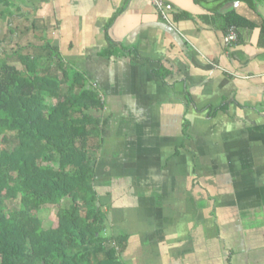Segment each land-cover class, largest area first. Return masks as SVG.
<instances>
[{
	"label": "crops",
	"instance_id": "obj_1",
	"mask_svg": "<svg viewBox=\"0 0 264 264\" xmlns=\"http://www.w3.org/2000/svg\"><path fill=\"white\" fill-rule=\"evenodd\" d=\"M164 1L169 22L151 0H6L0 40L43 38L102 97L93 186L124 264H264V0ZM228 13L253 27L226 46Z\"/></svg>",
	"mask_w": 264,
	"mask_h": 264
},
{
	"label": "trees",
	"instance_id": "obj_2",
	"mask_svg": "<svg viewBox=\"0 0 264 264\" xmlns=\"http://www.w3.org/2000/svg\"><path fill=\"white\" fill-rule=\"evenodd\" d=\"M225 21L253 27L234 13ZM2 45L0 140L13 144L0 148V264H124L129 234L93 186L106 127L102 97L50 43L19 54L20 68ZM42 62L55 67L40 69ZM49 206L56 221L45 228L33 212Z\"/></svg>",
	"mask_w": 264,
	"mask_h": 264
},
{
	"label": "rangeland",
	"instance_id": "obj_3",
	"mask_svg": "<svg viewBox=\"0 0 264 264\" xmlns=\"http://www.w3.org/2000/svg\"><path fill=\"white\" fill-rule=\"evenodd\" d=\"M0 28H1V30L2 31H6V35H8V29H7V27H6V25H2V26H0ZM25 31H27L26 29L23 31V32H25ZM19 33V35H16V37L15 38H18V40L19 41H21L22 43H24V44H27L28 43V39H29V37H31V35L33 34V33H30V30H28V32H25V33ZM2 37V35L0 36V38ZM34 40V39H33ZM4 41L5 40H3V43H4ZM26 41V42H25ZM35 42V43H34ZM34 44H33V46L31 45L30 46V48H29V46L28 47H25V48H22V45L21 46H19V44H21V43H19V42H15V47H14V43L13 42H10V46L7 48L8 49V53L9 54H12L13 52H12V50L13 51H20L21 53L23 52V51H26V52H28V51H30V50H32L33 48H35V49H38V46H41V45H43V43H44V41H43V39H36V40H34ZM19 43V44H18ZM12 45V46H11ZM3 47L5 46V44H3L2 45ZM14 57V56H13ZM14 59H15V57H14ZM12 62V61H11ZM14 64V63H13ZM19 66L18 67H21V65L20 64H18ZM44 66H46L45 67V69L43 68V70H49L50 68L49 67H51V70H53L54 69V67L55 66H53V63L51 64V63H46V62H44L43 63V67ZM69 68V67H68ZM13 144V143H12ZM12 144L11 143H4L3 141H1L0 140V148H10L11 146H12ZM108 144V140H105V146ZM107 199V201H108V198H106ZM110 200V199H109ZM64 204H68V201H66V202H64ZM105 209H107L106 207H105ZM56 212H57V208L55 207V206H49L48 208H46L45 210H40V211H37V212H33V214L34 215H38V216H40V217H42L43 219H44V227L45 228H47V227H50V226H53L54 225V223H55V221H56ZM111 214H112V212H111ZM118 227V226H117ZM117 230V228L115 227V229H114V232ZM102 256V255H101Z\"/></svg>",
	"mask_w": 264,
	"mask_h": 264
},
{
	"label": "built area",
	"instance_id": "obj_4",
	"mask_svg": "<svg viewBox=\"0 0 264 264\" xmlns=\"http://www.w3.org/2000/svg\"><path fill=\"white\" fill-rule=\"evenodd\" d=\"M155 7L158 9L160 14L164 17L166 21H170L169 14L173 10L172 5L169 2L164 0H151ZM238 39V30L236 26L231 25L226 29V32L223 37L224 44L226 46L231 45L236 42Z\"/></svg>",
	"mask_w": 264,
	"mask_h": 264
}]
</instances>
